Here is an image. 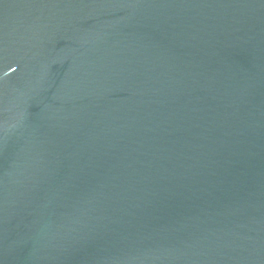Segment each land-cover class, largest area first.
<instances>
[{"label": "water", "instance_id": "1", "mask_svg": "<svg viewBox=\"0 0 264 264\" xmlns=\"http://www.w3.org/2000/svg\"><path fill=\"white\" fill-rule=\"evenodd\" d=\"M0 264H264V0H0Z\"/></svg>", "mask_w": 264, "mask_h": 264}]
</instances>
